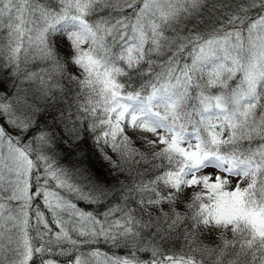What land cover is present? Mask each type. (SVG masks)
Instances as JSON below:
<instances>
[{
    "label": "snow or ice",
    "instance_id": "6c2138e0",
    "mask_svg": "<svg viewBox=\"0 0 264 264\" xmlns=\"http://www.w3.org/2000/svg\"><path fill=\"white\" fill-rule=\"evenodd\" d=\"M204 8L205 0H0V71L14 90L0 94V264H57L45 258L53 255L89 264L100 251L81 249L101 237L128 249L106 264H264V0L237 5L202 34L188 22ZM61 39L71 49L64 59ZM30 50L66 78L67 89L56 85L62 95L77 90L59 114L61 142L90 134L114 169L123 171L105 149L149 165L151 179L124 188L126 201L138 197L139 219L129 208L105 226L121 209L102 221L48 189L54 180L81 191L44 153L52 135L29 138L39 109L19 84ZM23 78L39 80L49 98L39 73ZM128 129L148 151L132 146Z\"/></svg>",
    "mask_w": 264,
    "mask_h": 264
},
{
    "label": "trees",
    "instance_id": "16d2710c",
    "mask_svg": "<svg viewBox=\"0 0 264 264\" xmlns=\"http://www.w3.org/2000/svg\"><path fill=\"white\" fill-rule=\"evenodd\" d=\"M216 0H205V8L198 18L188 22V28L191 29L193 24L196 25V31L204 34L211 32L214 28L219 26L220 19L223 14L234 10L236 6H215ZM130 12V10L125 9ZM116 13H113L115 15ZM255 14V13H253ZM6 44V37L3 32H0V45ZM59 55L61 59L69 56L71 49L66 40L61 39L58 42ZM35 53L31 50L28 54V59L21 63V80L19 84L21 89L20 95H26L29 103L35 105L39 109L35 113L36 126L29 133V138L37 135L39 132L44 131L52 135V142L50 147L44 146L43 151L46 155L53 157L56 160L60 169L66 173L61 179L65 180L67 185L78 187L81 191H70L68 187H58L56 181L49 180L48 189L58 193L65 200L75 204L77 208L84 212H90L99 220H105L104 213L109 212L110 209L119 208L121 211L112 212L105 221V226L108 223H114L116 220H121L123 212L127 209H133L137 218H140L139 205L135 202L138 198L132 194L126 201L123 199L124 188L132 185L134 182L140 180H149L154 173H146L145 169L149 167L146 164H133L130 160L125 162L120 160L118 153L112 152L111 149H105L108 155L113 160H117L123 168V171L114 169L106 160L103 159L101 153L97 151L93 144L91 135L80 143L68 144L61 142V126L59 125V114L65 109L69 103H75L76 88L73 85L71 92H66L62 95L60 88L56 85L59 84L64 89L69 87L66 78L61 77L59 73L51 71V65L40 60L38 57L33 58ZM23 59V57H22ZM0 63H3L0 60ZM47 70V71H42ZM76 72L77 69L73 66L66 71ZM39 73L48 84L52 86V91L49 98L45 99L41 91V84L39 80H25L23 73ZM13 78L7 74L6 71H0V94H6L9 98L14 93L12 88ZM237 81L230 83L235 84ZM215 91V90H213ZM8 131L16 134L13 129L8 126ZM127 134L132 138L133 147L138 148L140 151H148L143 141L139 139V134L134 133L131 129L127 130ZM34 147L40 148V145ZM97 186H102L105 190L103 196L96 191ZM95 196L96 201L90 202L87 198L81 197ZM42 199V198H41ZM43 201V199L41 200ZM42 211H45L46 218L51 220V213L43 206ZM65 219H68V215ZM54 227V226H53ZM93 249H98L101 253L100 257H88L89 264H106V257H125L128 255V249L123 245L114 246L111 242H105L101 237L94 245L83 247L81 251L90 252ZM141 258H147L146 253H138ZM54 256V255H53ZM46 256V259H50ZM62 262L68 261L61 259ZM35 261V257H34Z\"/></svg>",
    "mask_w": 264,
    "mask_h": 264
},
{
    "label": "rangeland",
    "instance_id": "374dc122",
    "mask_svg": "<svg viewBox=\"0 0 264 264\" xmlns=\"http://www.w3.org/2000/svg\"><path fill=\"white\" fill-rule=\"evenodd\" d=\"M247 3V0H216L215 1V6H225V5H229V6H237V5H241V4H245ZM42 199L38 200L36 203L37 205L41 208L44 206L43 201H41ZM50 259H55L57 261V264H67L62 262L61 259H64L65 262L66 260L68 261L69 257L67 256H59V255H54L53 257H49ZM35 264H40V260L39 257H35Z\"/></svg>",
    "mask_w": 264,
    "mask_h": 264
}]
</instances>
